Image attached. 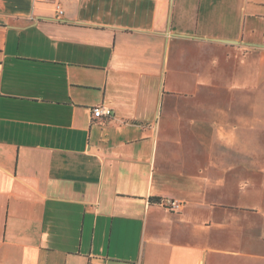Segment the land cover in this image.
<instances>
[{"label":"crops","instance_id":"crops-1","mask_svg":"<svg viewBox=\"0 0 264 264\" xmlns=\"http://www.w3.org/2000/svg\"><path fill=\"white\" fill-rule=\"evenodd\" d=\"M0 264H264V0H0Z\"/></svg>","mask_w":264,"mask_h":264},{"label":"built area","instance_id":"built-area-1","mask_svg":"<svg viewBox=\"0 0 264 264\" xmlns=\"http://www.w3.org/2000/svg\"><path fill=\"white\" fill-rule=\"evenodd\" d=\"M56 11L59 14L62 13V10L58 5L56 6ZM110 115H111V110L108 108L94 107L92 109V116L94 118L109 117ZM161 203L166 209H169L171 211H175V210H178L180 208V204L174 200H165V201H162Z\"/></svg>","mask_w":264,"mask_h":264},{"label":"trees","instance_id":"trees-1","mask_svg":"<svg viewBox=\"0 0 264 264\" xmlns=\"http://www.w3.org/2000/svg\"><path fill=\"white\" fill-rule=\"evenodd\" d=\"M156 202H159V199H155Z\"/></svg>","mask_w":264,"mask_h":264}]
</instances>
